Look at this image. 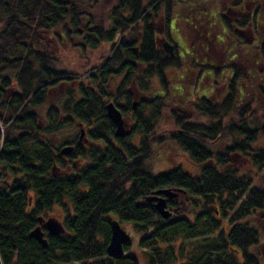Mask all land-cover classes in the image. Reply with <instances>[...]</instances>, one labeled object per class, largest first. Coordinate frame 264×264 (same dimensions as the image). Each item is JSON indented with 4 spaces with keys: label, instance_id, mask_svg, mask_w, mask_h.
I'll return each instance as SVG.
<instances>
[{
    "label": "trees",
    "instance_id": "obj_1",
    "mask_svg": "<svg viewBox=\"0 0 264 264\" xmlns=\"http://www.w3.org/2000/svg\"><path fill=\"white\" fill-rule=\"evenodd\" d=\"M104 1L0 0V264H264L256 222L264 211V32L260 49L240 46L259 61L233 68V82L223 69L212 71L198 65L207 60L194 59L192 66L225 79L230 96L218 110L198 99L196 118L173 112L179 130L171 146L192 159L197 173L181 167L155 173L150 137L167 105L156 95L142 98L134 111L133 89L148 91L156 76L164 84L168 68L183 62L165 59L149 33L148 12L160 0L102 3L106 21L93 12ZM171 1L189 6L201 25L223 33L229 25L221 0L164 3L171 7ZM202 2L210 5L201 8ZM231 2L227 9L243 14L241 28H254L255 14L264 28V0ZM144 26L150 37L139 41ZM201 39L207 48L209 38ZM66 46L77 53L103 46L117 51L81 80L58 60ZM110 103L138 122L139 144L116 136L107 117ZM66 147L73 152L63 155ZM237 157L245 171L233 167ZM163 190L177 193L167 202L169 219L147 200ZM65 201L73 209H64L65 233L53 236L44 228L45 249L30 235ZM110 220L131 224L142 236L144 260L129 254L131 242L123 258L109 257Z\"/></svg>",
    "mask_w": 264,
    "mask_h": 264
},
{
    "label": "rangeland",
    "instance_id": "obj_2",
    "mask_svg": "<svg viewBox=\"0 0 264 264\" xmlns=\"http://www.w3.org/2000/svg\"><path fill=\"white\" fill-rule=\"evenodd\" d=\"M110 2L111 6L113 4V0H106L104 2H101L100 7L95 8L93 12L96 11V18L98 19V15L100 18H103L104 21L107 19V14L104 15V17H101V13L104 10V7L102 3L105 2ZM232 0H221L219 1L221 3V8L223 7L224 9H227V5L231 2ZM209 3L202 2L201 8H205V6H209ZM179 6H185L181 7V12H182V18L178 22L177 26H187L189 25L190 22H194L195 25L199 26H204L205 31H207L209 35V39L212 41V49H208L204 46V40L200 38L204 33L201 30H197L194 28H177V32L173 34V38L176 41L177 44V56L179 57L180 55L185 54V58L181 60L183 64L181 66H175V67H169L167 72L165 73L164 77V84L162 81L158 80L157 77L152 80L151 88L148 89V91H140L137 89V86L133 89L134 92V100L133 104L135 102H140L142 98L145 99H153V96L156 97V95H160L158 97L162 98V101L166 103L167 107L162 111L161 116L162 120L160 121L158 127L155 129V133L153 136V133L151 134L152 137L151 140H155V142L152 143V150L153 154L151 155V160L149 165H151L150 169H152L153 172L155 173H160L164 171H169L174 168L181 167L184 170L190 172V173H197L198 169L196 165L192 162V159L188 156L185 155L182 150L180 149H175L174 146H171V143L173 142L171 140L172 136L178 132V124L176 123V119L173 117V112H177L182 117H187V116H193V117H198V114L195 113V103H198V94L202 95L205 94L206 92H210L211 90L214 91L213 96L214 99L218 97L217 95H221L224 93L226 90L225 86V79L220 77L219 75H214V74H207V69L205 68H199L192 66L191 64H194L191 58L187 56V52L189 55H194L198 56V58H202L204 61L210 60V61H215L217 63L216 67L221 68L223 65H225L226 58L231 57L232 54H228V50H226L225 47H221L217 44V41H228L229 38L225 36L223 33V30L221 28L217 27H211L209 25H201V22L199 21H194L190 20L187 18H191V15L193 14L190 7L186 6L185 4L179 3ZM225 9V10H226ZM160 10H157L159 12ZM155 13V12H154ZM160 13V12H159ZM236 13V12H235ZM98 14V15H97ZM237 15V14H236ZM236 15L233 17V19L236 17ZM186 20H184V19ZM99 20V19H98ZM161 21L158 20L157 24H160ZM108 24V23H107ZM106 24L109 26V24ZM140 32V31H138ZM122 36L119 35L117 36L115 42L121 41ZM215 39V40H214ZM216 42V48L217 46L220 48L219 51L222 53L219 54L217 53L218 49H216L213 46V43ZM230 46V44H228ZM49 47H54L55 51H57V45H55L53 42H51V45ZM58 60L59 62H62V67L66 68L65 70L78 73V78L81 80H84L85 77L91 76V74H94L96 69L91 71V69L96 68L100 66L105 60H109L113 54L117 51V48L115 49L114 52L110 51V47L103 46L101 49L97 50H86L84 53H77V51L72 50L70 46H66L65 48H61L58 50ZM186 51V52H185ZM239 53L241 56V60L245 59L249 62L252 63L251 65H255V62L259 61L258 55L254 52L249 50H242V47H239V49L236 51ZM235 53V52H234ZM200 61V60H198ZM177 62H180L179 60ZM199 66L203 65V63H199ZM99 69V68H98ZM172 69V70H171ZM85 71L87 73H85ZM89 71V72H88ZM91 71V72H90ZM203 73L202 76L200 74ZM82 74V75H80ZM261 79L259 80V82ZM119 82L121 80H118L116 83L119 85ZM135 85V82L133 86ZM152 95V96H151ZM200 104V103H199ZM170 105V107L168 106ZM134 107V106H133ZM135 111V109L133 108ZM153 115V111L151 112ZM150 115V111H149ZM151 115V117H152ZM131 113L127 114V116L124 117V122L125 125L128 126V129L130 130V125H133V121L135 120L134 118H131ZM149 117V116H147ZM146 119H149L147 118ZM150 117V118H151ZM191 123H197L193 122V119L190 120ZM86 128V127H85ZM88 129V128H86ZM117 129V128H116ZM89 130V129H88ZM80 132L82 134L83 130ZM117 132V130H116ZM139 134L137 135V133ZM142 134V130H138V125L137 129L135 130L134 133H131L130 137L134 135L133 139L135 138V143L137 144L138 140H140ZM146 136V135H145ZM144 136V137H145ZM168 137V142L167 138ZM111 138V137H110ZM123 139V138H122ZM125 139V138H124ZM158 139H162L164 143H167L168 146L164 147L158 142ZM164 139V140H163ZM263 141V139L261 140ZM264 143V141H263ZM155 144V145H154ZM157 145V146H156ZM161 145V146H160ZM232 165L233 167H239L242 169V171H245V166L246 162L243 161V159L240 158H233L232 160ZM174 192V191H173ZM175 193V192H174ZM177 194V193H175ZM184 199L180 197L178 199V204L180 205L179 207H184ZM66 206V207H65ZM65 206L64 208L58 206L55 207L43 220L44 223L46 221H49L50 219H53L57 222H60L61 224L63 223L64 219V209L69 208L71 209L70 211L72 212V206L65 201ZM260 218L256 219V222L260 224V229L262 233V244L259 248V253L260 255L263 256L264 259V211L263 214H260ZM43 218V217H42ZM41 219V218H40ZM263 220V222H261ZM122 228L128 233L130 236V242H131V247L129 251V254H137V256L140 257V259L144 260V251L141 250L138 246V240L142 237L139 238L137 233L135 232L133 226L131 224H126L124 222H120ZM130 244V243H129ZM127 252H125L124 255H126ZM145 263V262H144Z\"/></svg>",
    "mask_w": 264,
    "mask_h": 264
},
{
    "label": "flooded vegetation",
    "instance_id": "obj_3",
    "mask_svg": "<svg viewBox=\"0 0 264 264\" xmlns=\"http://www.w3.org/2000/svg\"><path fill=\"white\" fill-rule=\"evenodd\" d=\"M164 1L165 0H160L158 2V4H156L154 6V8L152 10H149V12H148V16L151 15L150 21L152 22L151 25H149V27L152 29L149 33L153 34V39L155 40L157 47L160 49V53H163L162 55L165 59H171V60L177 59V60L181 61L186 56H185V54L180 55L179 57L177 56L176 51H177L178 47H177L175 39L173 38V34H175L174 31L177 32V28H194L196 30H200V28H202L201 31L204 34L202 36H200V38H203V37L210 38V37L207 34L208 32L205 31L204 26L195 25L194 22H190L189 25H187V26H181L180 25L178 27L177 24L182 18V12H181V9H179L180 8L179 2L171 1L170 2L171 7H169L166 3H164ZM244 7H247V5ZM157 8L160 9V13L158 15H156L154 13V11ZM167 10H172V13L168 14ZM243 10L245 11V9H243ZM152 12H153V14H152ZM223 15L229 21V25H226L225 26L226 28H223L225 30L224 33H227V35L225 34V36L228 37L229 40L228 41H226V40L217 41V44L220 46V48L222 46L225 47L226 50H228V54H232V56L226 58L225 65H223V67H221V68L216 67L217 63L215 61L207 60V63H203V64H207V67L210 68L212 71H214V69H223L224 71H226V73H228L227 75H229L231 82H233V78L235 77V73L233 71V68L238 70L239 69L238 65L240 64L241 68L243 70V69H245L244 65H246V63H249L246 60V58L241 60V56L236 51L243 44H248L249 46H253L255 49H260L262 32H264V28H262L261 19L259 20L257 14L254 15L255 16V19L253 22L254 28H251L252 23L250 25V28H241L240 25H238V23L240 22V17H241V15H243L241 13L240 9L236 10L235 8H232V7L228 8V9L224 10ZM235 15H236V17L233 19V17ZM251 15H252V13H250V16ZM231 16H233V17H231ZM188 19L198 21L193 15H191V18H187V20ZM158 20L161 21L160 24H157ZM184 20H186V19H184ZM146 28L147 27L144 26L143 29H145V30H143V31L140 30L139 41H143V39L145 37H146V39H148L150 37V35L146 32ZM230 36H233V38H230ZM236 40L242 44L237 45L235 42ZM166 42H169L170 44H172L175 47V57H171L170 55H168L166 53V51L163 47ZM207 43H208L207 48L211 50L212 49V41L209 39V41H207ZM215 44H216V42L213 43V46L216 48ZM228 44H230V46H228ZM220 48L218 46L216 48V49H218L217 53H219V54L222 53L221 51H219ZM187 56L193 57V55H189L188 52H187ZM194 59L199 60L198 57L191 58L192 61H194ZM157 79L159 80L158 77H157ZM224 92L225 93H222L221 95L220 94L217 95L218 97H216L214 99V96H213L214 91L211 90L210 92H206L205 94H202V95L198 94V98L199 99L201 98L200 100H201V102H203L205 104V107L207 108V110H209V109L218 110L226 104L228 97L230 96L229 91L225 90ZM129 125H130L129 128L131 130V133H134L135 130L137 129L138 122L136 120H134L133 125L132 126H131V124H129ZM138 134L139 133H137V135ZM133 137H135V136L132 135L131 139H133ZM134 140H135V138L133 139V142L135 143ZM140 141H141V137H140V140H138L137 144H139Z\"/></svg>",
    "mask_w": 264,
    "mask_h": 264
},
{
    "label": "water",
    "instance_id": "obj_4",
    "mask_svg": "<svg viewBox=\"0 0 264 264\" xmlns=\"http://www.w3.org/2000/svg\"><path fill=\"white\" fill-rule=\"evenodd\" d=\"M166 53L171 57H175V47L166 42L163 46ZM133 108L136 110L139 106L138 102L133 104ZM107 117L115 124L116 126V136L119 138H127L131 135V130L128 129V126L125 125L124 116L122 112L113 104L110 103L107 105ZM84 137V131L82 132L81 138ZM73 152V147H66L62 150L63 155H69ZM177 196L172 190H163L159 192H155L153 196L148 198L147 200L150 203L155 204V208L161 214V216L165 219H169L172 216V213L167 209L168 199H173ZM112 225V237L110 240V244L107 248V252L109 257L120 259L124 257L125 254V246L130 243V236L128 233L122 228L120 222L116 220H110ZM39 227H37L32 233L31 237L38 240L43 247L46 249L48 247V241L45 237L44 228L49 232L50 235L60 236L65 233L64 226L53 219L46 221L41 218L39 219Z\"/></svg>",
    "mask_w": 264,
    "mask_h": 264
}]
</instances>
